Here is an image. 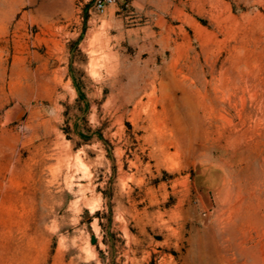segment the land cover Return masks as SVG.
<instances>
[{"label": "rangeland", "instance_id": "obj_1", "mask_svg": "<svg viewBox=\"0 0 264 264\" xmlns=\"http://www.w3.org/2000/svg\"><path fill=\"white\" fill-rule=\"evenodd\" d=\"M10 11L0 264H215L223 235L247 242L234 264H264V0H17ZM170 127L180 153L159 164L144 138Z\"/></svg>", "mask_w": 264, "mask_h": 264}, {"label": "bare ground", "instance_id": "obj_2", "mask_svg": "<svg viewBox=\"0 0 264 264\" xmlns=\"http://www.w3.org/2000/svg\"><path fill=\"white\" fill-rule=\"evenodd\" d=\"M3 3V5H4V8H0V24L4 21V18H5V16L6 15H8L7 13L8 12H11L10 10H15V5H16V3H17V0H4V2H2ZM263 3V2H262ZM7 7H8V9L9 10H7ZM257 15H259L258 13H257ZM259 16H261V15H259ZM263 16V15H262ZM260 18V17H259ZM154 34V33H153ZM162 34H164V33H162ZM150 38V37H149ZM154 38V37H153ZM169 39V38H168ZM171 39V38H170ZM97 42V41H96ZM147 42V41H146ZM99 43H101V42H99ZM98 43V44H99ZM156 43V42H155ZM183 43V42H182ZM151 44V43H150ZM97 45V44H96ZM147 45V44H146ZM97 47V46H96ZM183 47V46H182ZM98 48V47H97ZM112 48V47H111ZM95 50V49H94ZM106 50V49H105ZM154 50V49H153ZM99 51V50H98ZM97 51V52H98ZM112 51V50H111ZM161 51V50H160ZM157 52V51H156ZM159 53V52H158ZM172 53H173V51H172ZM111 54H113V53H111ZM164 54V53H163ZM108 55V54H107ZM154 55V54H153ZM155 56H157V55H155ZM140 57H142V56H140ZM158 58V57H157ZM175 58V57H174ZM142 59V58H141ZM162 59H163V57H162ZM190 59V58H189ZM194 60V59H193ZM192 60V61H193ZM180 61V60H179ZM191 61V62H192ZM197 61V60H196ZM190 62V63H191ZM164 63H166V62H164ZM174 63V62H173ZM176 63V62H175ZM195 63V62H194ZM196 65V64H195ZM113 65H111V67H112ZM178 66V65H177ZM180 66V65H179ZM183 66V65H182ZM197 66V65H196ZM195 66V67H196ZM139 67V66H138ZM177 68V67H176ZM183 68H185V67H183ZM206 68V67H205ZM170 69V68H169ZM172 69H173V67H172ZM109 70V69H108ZM175 70V69H174ZM177 70V69H176ZM175 70V71H176ZM180 70V69H179ZM183 70V69H182ZM199 69H197V71H198ZM205 70H207V69H205ZM121 71V70H120ZM170 71V70H169ZM213 71V70H212ZM153 72V71H152ZM214 72V71H213ZM154 73V72H153ZM164 73V72H163ZM194 73V72H193ZM209 73H210V71H209ZM215 73V72H214ZM182 74V73H181ZM205 74V73H204ZM165 75H166V73H165ZM170 75V74H169ZM212 75V74H211ZM164 76V75H163ZM206 76V75H205ZM122 77V76H121ZM186 77V76H185ZM194 77V76H193ZM170 78V77H169ZM176 78V77H175ZM187 78H189V77H187ZM112 79V78H111ZM119 79V78H118ZM158 79V78H157ZM163 79H165V78H163ZM177 79V78H176ZM194 79V78H193ZM212 80V79H211ZM113 81V80H112ZM165 81H168V80H165ZM174 81V80H173ZM178 80H176V82H177ZM179 82V81H178ZM194 82V81H193ZM117 83H119V82H117ZM164 83V82H163ZM173 83V82H172ZM175 83V82H174ZM216 83V82H215ZM115 84V83H114ZM113 84V85H114ZM181 84H182V82H181ZM181 84H179V85H181ZM184 84V83H183ZM176 85V84H175ZM186 85V84H185ZM185 85H184V87H185ZM211 85V84H210ZM209 85V86H210ZM168 85H166L165 87H167ZM177 87H178V85H176ZM191 86V85H190ZM109 87V86H108ZM184 87H183V90H184ZM197 87H199V86H197ZM213 87V86H212ZM110 88V87H109ZM156 88V87H155ZM154 88V89H155ZM113 89V88H112ZM111 89V90H112ZM162 89H164V88H162ZM161 89V90H162ZM167 89V88H166ZM188 89H189V86H188ZM191 89V88H190ZM142 91H143V89H140V88H138V87H136L133 91H132V93H131V95L128 97V102L132 105V103H134L135 101H136V99H137V97L142 93ZM156 91V90H155ZM186 91H187V89H186ZM189 91V90H188ZM197 91V90H196ZM211 91V90H210ZM210 91H208V92H210ZM162 92V91H161ZM190 92V91H189ZM189 92H187L188 94H189ZM165 92H163V94H164ZM187 93H185V94H187ZM117 94V93H116ZM171 95H172V93H170ZM183 94V93H182ZM184 94V95H185ZM200 94H201V92H200ZM154 95V94H153ZM175 95V94H174ZM181 95V94H180ZM183 95V96H184ZM189 95H191V93L189 94ZM189 95H187V96H189ZM198 95V94H197ZM113 96V95H112ZM175 96H177V95H175ZM203 96H205V95H203ZM114 97H115V95H114ZM117 97V96H116ZM162 97V96H161ZM185 97V96H184ZM208 97V96H207ZM211 97V96H210ZM214 97V96H213ZM163 98H165V97H163ZM191 98V97H190ZM199 98H202V97H199ZM206 98V97H205ZM209 98V97H208ZM110 99V98H109ZM112 99V98H111ZM143 99V98H142ZM156 99V98H155ZM158 99H159V97H158ZM175 99V98H174ZM194 99V98H193ZM215 99V98H214ZM115 100V99H114ZM161 100H162V98H161ZM196 100H198V99H196ZM207 100H211V99H207ZM112 101V100H111ZM111 101H110V104H111ZM163 101V100H162ZM161 101V102H162ZM108 103H109V101H107ZM151 102V101H150ZM158 102V101H157ZM193 102V101H192ZM197 102V101H196ZM210 102V101H209ZM147 103V102H146ZM200 103H202V101L200 102ZM128 104V103H127ZM156 104H158V103H156ZM118 105V104H117ZM143 105V101L141 100V101H138V102H136V107H135V109H138V107H140V106H142ZM198 105H200V104H198ZM128 106V105H127ZM202 106V105H201ZM110 107H112V105L110 106ZM124 107V106H123ZM130 107V106H129ZM144 107V106H143ZM142 107V108H143ZM116 108V107H115ZM197 108V107H196ZM202 108V107H201ZM112 109V108H111ZM114 109V108H113ZM200 109V108H199ZM208 109V108H207ZM141 110V109H140ZM204 111H205V108L203 109ZM110 111V110H109ZM112 111V110H111ZM138 112V111H137ZM14 113L19 117V116H21L22 114H23V110L21 109V108H17L16 110H14ZM158 113V112H157ZM135 114V113H134ZM133 114V115H134ZM211 114V113H210ZM199 115V114H198ZM198 115H196L197 117H198ZM205 115H207V114H205ZM141 116V115H140ZM212 116V115H211ZM214 116V115H213ZM120 117V116H119ZM143 117V116H142ZM152 117V116H151ZM207 117V116H206ZM149 118V117H148ZM137 120V119H136ZM140 120V119H139ZM154 120V119H153ZM121 121V120H120ZM126 121V120H125ZM161 121V120H160ZM204 121V120H203ZM210 121V120H209ZM208 121V122H209ZM163 122H165V121H163ZM163 122H161L162 123V125H163ZM167 122V121H166ZM170 122V121H169ZM211 122V121H210ZM120 123V122H119ZM160 123V122H159ZM202 123H205V122H202ZM207 123V122H206ZM124 124V123H123ZM135 124V123H134ZM165 124V123H164ZM167 124H169V123H167ZM167 124H166V126H167ZM122 125V124H121ZM207 125V124H206ZM214 125V124H213ZM114 126V125H113ZM150 126V125H149ZM169 126H170V124H169ZM179 126V125H178ZM147 127V126H146ZM151 128H153V132H154V129H157V126L155 125V124H153L152 123V125L150 126ZM206 127V126H205ZM213 127V126H212ZM160 128V127H159ZM162 128V127H161ZM180 128V127H179ZM163 129V128H162ZM209 129V128H208ZM213 129V128H212ZM215 129V128H214ZM118 130V129H117ZM149 130V129H148ZM167 130V129H166ZM175 130V129H174ZM174 130L173 129H171V127H170V129H168V133H164V134H162V135H160V136H155L154 134H148V136L146 137V138H144L145 139V141H146V145L148 146V148L149 147H151V148H155V150L157 151L156 152V159L155 160H157V163H159V164H164L165 162H167L168 160H172L173 158H174V156H177L179 153H180V151H179V146H180V140H181V138L179 137L180 135H178V134H176V132H174ZM179 130V129H178ZM207 130V129H206ZM119 131V130H118ZM205 131V130H204ZM208 131V130H207ZM211 131V130H210ZM113 132V131H112ZM160 132V131H159ZM181 132V131H180ZM187 132V131H186ZM149 133V132H148ZM62 134V133H61ZM117 134H118V132H117ZM120 134V133H119ZM181 134V133H180ZM206 135H207V133H206ZM210 135V134H209ZM65 136V135H64ZM118 139V138H117ZM120 140V139H119ZM123 140V139H122ZM130 141V140H129ZM144 141V142H145ZM181 141H183V140H181ZM58 143V142H57ZM59 144V143H58ZM61 145V144H60ZM190 147V146H189ZM209 147V146H208ZM172 149H174L175 150V152H172L171 150ZM61 150V149H60ZM59 150V151H60ZM122 152V151H121ZM182 152V151H181ZM70 153H68V155H69ZM134 154V153H133ZM139 154V153H138ZM137 154V155H138ZM185 154V153H184ZM155 155V154H154ZM179 157H180V155H179ZM79 158V157H78ZM155 158V157H154ZM77 159V158H76ZM124 159V158H123ZM153 159V158H152ZM141 160H137V162L139 163V164H137V163H132V165L136 168V170H139V168H144L146 171H148L149 170V168L151 169V167L153 166L152 164V166L151 167H149V165H143V163L142 162H140ZM182 161V160H181ZM98 162V161H97ZM122 163H123V161H122ZM180 163V162H179ZM156 164V163H155ZM158 164V165H159ZM157 165V166H158ZM187 165V164H186ZM74 166V165H73ZM83 166V165H82ZM87 166V165H86ZM175 166H177V165H175ZM74 167H76V166H74ZM92 167V166H91ZM180 167V166H179ZM182 167V166H181ZM188 167V166H187ZM183 168V167H182ZM78 169V168H77ZM88 169H89V167H88ZM132 170V169H131ZM160 170V169H159ZM161 171V170H160ZM158 172V171H157ZM85 173V172H84ZM91 173H93V172H91ZM161 173V172H160ZM147 175V174H146ZM172 175V174H171ZM148 176V175H147ZM155 176V175H154ZM182 176V175H181ZM120 177H121V179H122V181L124 182V181H127L128 180V174L126 173V172H124V170H123V168L121 167V169H120ZM133 177V176H132ZM171 177V176H170ZM148 178V177H147ZM159 178V177H158ZM143 179V178H142ZM149 179V178H148ZM157 179V178H156ZM131 180V179H130ZM180 180V179H179ZM134 181V180H133ZM149 181V180H148ZM182 182V181H181ZM187 182V181H186ZM149 183H150V181H149ZM180 183V182H179ZM183 183V182H182ZM145 185V184H144ZM151 185V184H150ZM149 186V185H148ZM182 186H184V185H182ZM208 186H210V185H208ZM172 187V186H171ZM80 188L81 189H86V185H81L80 186ZM131 188V187H130ZM174 188V187H173ZM187 188V187H186ZM210 188V187H209ZM160 189V188H159ZM162 189V188H161ZM211 189V188H210ZM127 190V189H126ZM162 192V191H161ZM203 192V191H202ZM158 194V193H157ZM208 195V194H207ZM207 197V196H206ZM152 201H153V199H152ZM208 208V207H207ZM220 221V220H219ZM227 225V224H226ZM232 226V225H231ZM218 228H220V226L218 227ZM228 228V227H227ZM229 229V228H228ZM220 230V229H219ZM222 231V230H221ZM220 232V231H219ZM226 233V232H225ZM209 234V233H208ZM216 234V233H215ZM220 234V233H219ZM206 235V234H205ZM236 235V234H235ZM207 236V235H206ZM209 236V235H208ZM213 237H214V235H213ZM218 238V237H217ZM208 239H209V237H208ZM208 239H206V240H208ZM215 241V240H214ZM207 243V242H206ZM246 240H245V237H244V235H242V236H240V237H237L236 236V238H234L233 239V237H232V235L231 236H229V235H223V237L220 239V240H218L217 242H215L214 244H213V250H214V252H215V254H216V262H215V264H234V262H235V260H236V258H233V256H232V252H231V250L233 249V247L234 246H236L237 247V249H238V254H240V256L241 257H243L244 256V253H245V251H246ZM209 245V244H208ZM212 246V245H211ZM205 248V247H204ZM208 250V249H207ZM209 252V251H208ZM247 255V254H246ZM205 256H206V254H205ZM212 257V256H211ZM201 260V259H200ZM206 260V259H205ZM208 261V260H207ZM198 262V261H197ZM197 262H194V263H197ZM201 262V261H200ZM212 262V261H211ZM193 263V264H194ZM207 262H205V264H206ZM213 263V262H212ZM211 263V264H212ZM237 263V262H236ZM198 264V263H197ZM240 264H245V262L243 263H240Z\"/></svg>", "mask_w": 264, "mask_h": 264}, {"label": "water", "instance_id": "obj_3", "mask_svg": "<svg viewBox=\"0 0 264 264\" xmlns=\"http://www.w3.org/2000/svg\"><path fill=\"white\" fill-rule=\"evenodd\" d=\"M23 109V114L21 115V116H17L15 113H12V116H11V120L12 121H17V120H19V119H21L22 118V116L24 115V113H25V109L24 108H22Z\"/></svg>", "mask_w": 264, "mask_h": 264}, {"label": "trees", "instance_id": "obj_4", "mask_svg": "<svg viewBox=\"0 0 264 264\" xmlns=\"http://www.w3.org/2000/svg\"><path fill=\"white\" fill-rule=\"evenodd\" d=\"M79 103H85V109H86V96L84 93L81 92L80 98L78 99Z\"/></svg>", "mask_w": 264, "mask_h": 264}, {"label": "built area", "instance_id": "obj_5", "mask_svg": "<svg viewBox=\"0 0 264 264\" xmlns=\"http://www.w3.org/2000/svg\"><path fill=\"white\" fill-rule=\"evenodd\" d=\"M100 8H102V6H100Z\"/></svg>", "mask_w": 264, "mask_h": 264}]
</instances>
